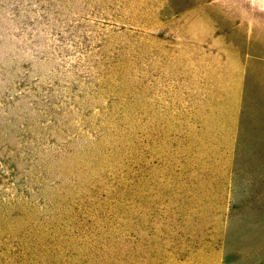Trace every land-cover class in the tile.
Instances as JSON below:
<instances>
[{
	"label": "rangeland",
	"instance_id": "rangeland-1",
	"mask_svg": "<svg viewBox=\"0 0 264 264\" xmlns=\"http://www.w3.org/2000/svg\"><path fill=\"white\" fill-rule=\"evenodd\" d=\"M0 264H264V0H0Z\"/></svg>",
	"mask_w": 264,
	"mask_h": 264
}]
</instances>
